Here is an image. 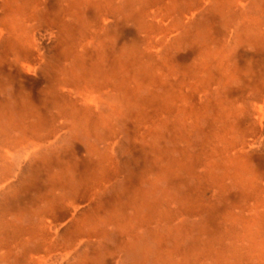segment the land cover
I'll list each match as a JSON object with an SVG mask.
<instances>
[{
  "label": "rangeland",
  "instance_id": "rangeland-1",
  "mask_svg": "<svg viewBox=\"0 0 264 264\" xmlns=\"http://www.w3.org/2000/svg\"><path fill=\"white\" fill-rule=\"evenodd\" d=\"M0 35V264H264V0H0Z\"/></svg>",
  "mask_w": 264,
  "mask_h": 264
},
{
  "label": "bare ground",
  "instance_id": "bare-ground-1",
  "mask_svg": "<svg viewBox=\"0 0 264 264\" xmlns=\"http://www.w3.org/2000/svg\"><path fill=\"white\" fill-rule=\"evenodd\" d=\"M1 36V35H0ZM145 67V66H144ZM156 72V71H155ZM157 73V72H156ZM162 79V78H161ZM142 85V84H141ZM142 87H143V85H142ZM86 97H88V96H86ZM44 99V98H43ZM91 99H92V97H91ZM91 101V100H90ZM31 103V102H30ZM29 103V105H28V102H24L23 103V105H21V106H23L24 108V110H22V116H23V118H24V120L28 117V115H29V113H30V110H34L33 108H32V103L30 104ZM41 103H42V105H44V106H49L50 105V103H48L47 101H46V99L45 100H43V101H41ZM51 105H53V107L55 108H59V109H61V108H63L64 106V108H67L66 106V102L64 101V100H62L61 99V97H58V100H54L52 103H51ZM94 105V104H93ZM93 109V108H92ZM95 109V108H94ZM37 111V110H36ZM42 113V112H41ZM138 114V113H137ZM37 115H38V123L36 124H34V125H32V126H30V127H28V128H31V127H35L36 125H43V124H45V123H43L44 121L46 122V120L47 119H45L40 113H39V111H37ZM107 115V114H106ZM105 115V116H106ZM107 117H109V116H107ZM105 118V117H104ZM58 119V118H57ZM56 119V120H57ZM106 120H107V118H106ZM2 125V124H1ZM3 126V125H2ZM1 127V126H0ZM24 128V127H23ZM102 128H104V127H102ZM35 129V128H34ZM8 132V133H7ZM7 139H9V131H8V129H0V142L1 141H4V140H7ZM16 140V139H15ZM15 140L12 138V142H13V144H16L15 143ZM18 141V140H17ZM16 141V142H17ZM110 151V150H109ZM33 152L32 151H30L29 149H27L26 150V152H25V154L28 156V155H30V154H32ZM19 157V156H18ZM94 157V156H93ZM21 159V158H20ZM3 166H1L0 165V172H2L3 171V168H2ZM0 179H2V177H1V174H0ZM103 187V186H102ZM85 195V194H84ZM88 197V196H87ZM90 198V197H89ZM123 203V202H122ZM124 207V206H123ZM125 208V207H124ZM41 209H43V208H41ZM50 209V208H49ZM78 209V208H77ZM76 209V210H77ZM38 210V209H37ZM76 212V211H75ZM127 215V214H126ZM73 216V215H72ZM54 218V217H53ZM72 218V217H71ZM127 219H128V217H127ZM78 220V219H77ZM70 221V220H69ZM129 221V220H128ZM62 222V221H61ZM56 224V223H55ZM70 225V224H69ZM54 227H56V225L54 226ZM51 230V229H50ZM85 231V230H84ZM56 233H57V231H56ZM47 234V233H46ZM45 234V235H46ZM51 235H53V233L51 234ZM55 236V235H54ZM51 240V239H50ZM204 247H206V246H204ZM219 254V253H218Z\"/></svg>",
  "mask_w": 264,
  "mask_h": 264
},
{
  "label": "crops",
  "instance_id": "crops-1",
  "mask_svg": "<svg viewBox=\"0 0 264 264\" xmlns=\"http://www.w3.org/2000/svg\"><path fill=\"white\" fill-rule=\"evenodd\" d=\"M40 57L42 58V56H39V59H40ZM26 64H28V62H26L25 65H26ZM29 73L32 74L31 76H34V73H35V72H29ZM61 131H62V129H60V130L57 129V131H55V132L52 131L50 134H47V135L45 134V137H46L47 140L52 139V138H54L55 136H57V134H59ZM58 132H59V133H58ZM44 140H45V139H44ZM44 140H43V141H44ZM107 141H108V140H107ZM111 141H112V140H111ZM101 143H103V142H101ZM101 143H100V145H101ZM82 147H84V148H83L84 151H83V150H82V152L79 151V152L77 153V155H79V156H81V157L87 156L88 152H87L86 149H85L86 146L83 145ZM86 152H87V153H86ZM93 158H94V157H93ZM94 159H95V158H94Z\"/></svg>",
  "mask_w": 264,
  "mask_h": 264
}]
</instances>
